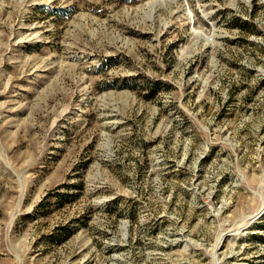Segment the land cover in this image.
Here are the masks:
<instances>
[{
    "label": "rangeland",
    "instance_id": "obj_1",
    "mask_svg": "<svg viewBox=\"0 0 264 264\" xmlns=\"http://www.w3.org/2000/svg\"><path fill=\"white\" fill-rule=\"evenodd\" d=\"M0 264H264V0H0Z\"/></svg>",
    "mask_w": 264,
    "mask_h": 264
}]
</instances>
